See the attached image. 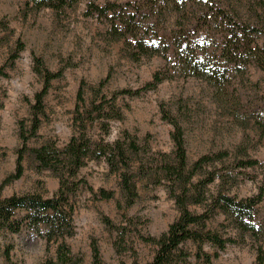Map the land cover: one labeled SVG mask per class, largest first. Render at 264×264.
<instances>
[{"label":"trees","instance_id":"1","mask_svg":"<svg viewBox=\"0 0 264 264\" xmlns=\"http://www.w3.org/2000/svg\"><path fill=\"white\" fill-rule=\"evenodd\" d=\"M215 0H134V2H105L100 5L88 3L84 16L101 19L105 35L110 43L120 42L130 60L142 57H162L166 66L153 74L150 81L138 89H120L107 94L104 86L107 78L88 85L84 80L78 84L75 105L71 115V135L67 142L57 147L51 141L28 146L30 139H37L38 130L45 116L43 103L50 82L60 77L51 72L43 61L33 57L32 72L42 82L29 102L27 120L18 123L21 147L16 152L14 171L0 183V235H19L26 243L40 240L44 243L47 257L40 264H82V259L70 251L66 239L73 236L72 216L76 210V197L81 188L92 191L86 181L78 176L80 168L89 160L103 161L108 171L118 177V186L125 206L131 207L138 196L137 185H161L173 201L177 216L158 237L148 242L155 252L148 264H177L188 256L184 245H196V257L209 264L217 250L237 240L248 239L254 248L253 264H264V213L260 204L264 201V159L249 158L246 149L238 146L235 152L227 149L208 152L189 163L186 156L184 133L179 123L163 108L161 116L171 125L169 153L157 154L153 162L137 159L145 149L128 133L109 139L112 122L122 120L123 112L117 98H132L147 90H153L168 71L184 77H195L210 85L213 99L236 120L241 117L240 95L230 90L232 73L243 71L253 63L264 71V0H254L249 18L231 16ZM72 0H27V6L35 11L42 8L54 12L69 7ZM173 20L172 29L165 23ZM163 22V26L159 27ZM190 27L192 29H190ZM263 37V38H262ZM259 38L262 41H258ZM8 58L0 66V76L5 67H11L24 49L18 39ZM172 55V58L169 57ZM168 70V71H167ZM254 109L264 115V97ZM263 111V112H261ZM97 127L94 134L91 128ZM28 159L38 172L49 170L57 178L54 194L42 197L38 193H21L2 197L3 187L24 171ZM255 170L256 192L249 197H237L233 193L239 175ZM100 199L113 197L111 191L98 190ZM96 195V194H95ZM198 208L199 212L192 209ZM221 214L229 234L222 235L207 229V223ZM117 235L124 236V228L113 227ZM224 231V230H223ZM209 244L216 249L209 255L201 246ZM14 245L6 244L0 256L6 264L11 261ZM94 264H98L99 252L90 246Z\"/></svg>","mask_w":264,"mask_h":264},{"label":"rangeland","instance_id":"2","mask_svg":"<svg viewBox=\"0 0 264 264\" xmlns=\"http://www.w3.org/2000/svg\"><path fill=\"white\" fill-rule=\"evenodd\" d=\"M26 1L0 0V66L9 64L8 58L16 40L24 45L13 65L5 67V76H0V183L14 171L16 152L21 147L18 123L27 120L29 102L42 87L41 80L31 69L33 57L41 59L51 72L59 71L61 75L50 82L43 101L45 116L37 139H30L29 147L51 141L59 148L67 142L81 80L94 85L107 78L104 91L110 94L120 89L141 88L155 72L166 66L165 60L159 56L142 57L137 62L130 60L122 43L107 40L101 19L83 14L90 2L100 5L134 0H72L69 7L56 12L46 8L32 10ZM253 2L214 1L224 6L229 15L236 14L244 19L249 18ZM160 23L159 27L163 26V22ZM171 24L173 20L166 22V29H172ZM262 38L257 39L262 41ZM243 69L233 72L230 79V90L242 99L238 106L242 115L237 120L218 106L210 85L195 77H184L167 70L168 78L162 79L155 89L132 98H117L123 119L111 123L109 139L128 133L146 151L137 159L147 163L153 162L159 153H169L172 150L169 137L172 130L161 116L163 108L183 130L189 163L208 152L223 149L235 152L238 146L246 149L249 158L262 161L264 115L260 117L254 107L263 101L264 71L253 63ZM91 132L100 133L97 127L91 128ZM23 164L22 175L3 187L2 197L33 192L46 198L54 194L58 180L49 170L36 171L28 159ZM256 174L255 170H246L239 175L233 190L238 198L256 192ZM78 176L92 191L86 188L78 191L72 216L74 233L66 239L70 251L82 259V264H94L90 249L93 243L99 252L98 264H148L155 252L148 239L165 232L177 216L173 201L163 186L145 187L138 183V196L132 206L127 207L119 191L118 177L108 171L105 162L89 160L79 169ZM99 189L111 191L113 197L100 199ZM192 210L199 212L198 208ZM259 211L264 213V201ZM106 219L113 227H125L124 236L117 235L114 228L105 224ZM226 224L225 218L218 214L207 223V229L229 234L227 228H221ZM9 243L14 245L10 253L15 264H40L48 255L40 240L26 243L19 235H0V249ZM184 248L188 256L177 264H206L202 258L196 257V245L188 242ZM201 248L209 255L216 251L209 244H203ZM254 257L251 242L237 240L235 244L225 245L224 250H217V256L212 257L209 264H253ZM0 264H6L2 256Z\"/></svg>","mask_w":264,"mask_h":264}]
</instances>
